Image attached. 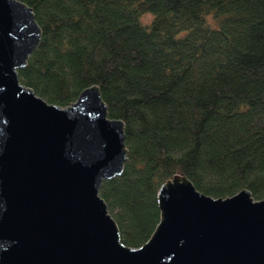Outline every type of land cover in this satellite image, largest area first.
<instances>
[{"label":"trees","instance_id":"16d2710c","mask_svg":"<svg viewBox=\"0 0 264 264\" xmlns=\"http://www.w3.org/2000/svg\"><path fill=\"white\" fill-rule=\"evenodd\" d=\"M22 1L41 34L18 80L60 105L97 84L123 121L127 160L98 190L122 243L152 232L174 172L264 197V0Z\"/></svg>","mask_w":264,"mask_h":264},{"label":"water","instance_id":"95a60500","mask_svg":"<svg viewBox=\"0 0 264 264\" xmlns=\"http://www.w3.org/2000/svg\"><path fill=\"white\" fill-rule=\"evenodd\" d=\"M32 7L0 0V264H264V197H213L174 172L146 240L120 241L98 190L127 160L97 84L46 101L18 80L40 41Z\"/></svg>","mask_w":264,"mask_h":264},{"label":"rangeland","instance_id":"374dc122","mask_svg":"<svg viewBox=\"0 0 264 264\" xmlns=\"http://www.w3.org/2000/svg\"><path fill=\"white\" fill-rule=\"evenodd\" d=\"M149 17H150V14L149 13H145V14H143L141 17H139V20L140 21H145V19L147 20V19H149Z\"/></svg>","mask_w":264,"mask_h":264}]
</instances>
